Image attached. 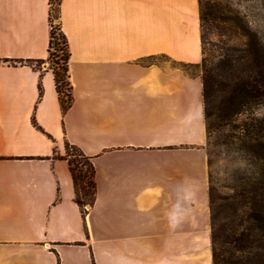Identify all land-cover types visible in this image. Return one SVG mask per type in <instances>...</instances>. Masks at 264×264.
Instances as JSON below:
<instances>
[{
    "label": "crops",
    "instance_id": "1",
    "mask_svg": "<svg viewBox=\"0 0 264 264\" xmlns=\"http://www.w3.org/2000/svg\"><path fill=\"white\" fill-rule=\"evenodd\" d=\"M57 22L64 112L51 68L34 65L49 0H0V264H213L199 0H60ZM65 142L94 167L84 212Z\"/></svg>",
    "mask_w": 264,
    "mask_h": 264
},
{
    "label": "trees",
    "instance_id": "2",
    "mask_svg": "<svg viewBox=\"0 0 264 264\" xmlns=\"http://www.w3.org/2000/svg\"><path fill=\"white\" fill-rule=\"evenodd\" d=\"M58 0L57 5H59ZM53 0H49V21ZM200 21L203 20L199 13ZM201 26V22H200ZM60 29V27H59ZM61 50V55L56 51ZM244 54L231 58H219L217 65L206 67L202 56L203 65L200 74L202 83V104L206 126L207 138L210 132V119L214 122L229 120L233 114L239 112V107L249 104L253 100H264V54L251 48V42L243 49ZM47 58H50L54 67L51 68L55 89L59 95L61 109L64 112L66 105L60 92L69 85L67 80V63L69 51L65 35L50 26ZM42 95L41 86L38 84V98ZM261 153L259 171L252 177L237 179V185L232 194L222 197V200L232 210L227 215L229 223L215 228L211 216V243L213 264H264V142L259 143ZM64 155L61 158L68 163L71 174L75 201L83 210V205H91L95 195L94 167L89 156H86L78 147L65 142ZM248 149V148H246ZM89 197L91 201H83ZM211 191L209 187V205L211 213ZM241 210L243 217L237 218V211ZM238 220V223H237ZM242 221L249 225L241 228ZM229 245L231 249H228Z\"/></svg>",
    "mask_w": 264,
    "mask_h": 264
},
{
    "label": "rangeland",
    "instance_id": "3",
    "mask_svg": "<svg viewBox=\"0 0 264 264\" xmlns=\"http://www.w3.org/2000/svg\"><path fill=\"white\" fill-rule=\"evenodd\" d=\"M57 2L53 0L49 21L56 33L60 32ZM199 13L203 17L200 21L201 44L206 67L214 68L222 56L243 55L249 42L253 52L258 50L264 54V0H199ZM56 55H61V50L56 51ZM43 63L50 68L55 66L50 58L34 65L40 67ZM198 68L201 74L202 62ZM239 109L229 120H209L212 125L205 149L215 228L229 223L227 215L232 213L222 197L233 193L239 176H255L260 167L258 154L262 151L259 143L264 142V100H253ZM79 197L84 202L91 201L89 197ZM237 217L238 220L243 217L241 210L237 211ZM247 225L249 222L242 221L236 235Z\"/></svg>",
    "mask_w": 264,
    "mask_h": 264
},
{
    "label": "clouds",
    "instance_id": "4",
    "mask_svg": "<svg viewBox=\"0 0 264 264\" xmlns=\"http://www.w3.org/2000/svg\"><path fill=\"white\" fill-rule=\"evenodd\" d=\"M191 199V193L187 190L182 195H177L171 208L166 212L170 227H175L187 212L186 204Z\"/></svg>",
    "mask_w": 264,
    "mask_h": 264
},
{
    "label": "built area",
    "instance_id": "5",
    "mask_svg": "<svg viewBox=\"0 0 264 264\" xmlns=\"http://www.w3.org/2000/svg\"><path fill=\"white\" fill-rule=\"evenodd\" d=\"M61 98L63 99L64 103L66 105H70L71 103V91L70 87L68 85L64 86L62 91L60 92ZM90 205H83V210L87 211L89 209Z\"/></svg>",
    "mask_w": 264,
    "mask_h": 264
}]
</instances>
